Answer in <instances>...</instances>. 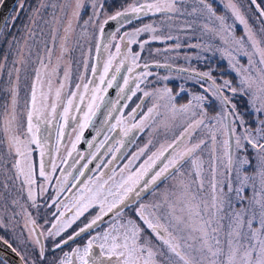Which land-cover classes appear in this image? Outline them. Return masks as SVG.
<instances>
[{"label": "rangeland", "instance_id": "374dc122", "mask_svg": "<svg viewBox=\"0 0 264 264\" xmlns=\"http://www.w3.org/2000/svg\"><path fill=\"white\" fill-rule=\"evenodd\" d=\"M94 2L97 0H82L84 6L79 10L80 14L77 17L75 15L77 0H17L14 6L23 5L20 20L13 23V30L9 31L7 19L0 32V44L2 43V51H0V237L11 242L21 256L30 263L34 261L36 264H53L55 261L52 257H47L45 260L35 259L32 248L35 238L30 225V220L33 219L42 228H49L56 223L53 204L55 197L46 195L47 186L45 187L44 180L34 170L37 182L34 186L35 201L29 198V187L22 183V177L17 178L18 173L14 165L19 157L11 145L10 138L12 135H19L23 140L27 136V112L31 88L38 68L41 69L42 79L45 81L44 91H47V76L44 74L40 61L43 59L45 64L49 63V50H51L49 70L52 66L59 64V79H63L64 71L70 68V78L64 83L68 88L74 89V86L80 82L79 77L81 75L86 77L90 70L103 21L116 11L128 7L133 0H103V11L98 8L94 10L92 7ZM204 4L211 5L215 16L207 12ZM230 4L236 6L240 15L247 21L255 40L259 42L261 48H264V30H262L264 22L248 0H204V3H201V0H176V12L168 15L149 13L131 20L120 28L119 32L115 29L114 33L119 37L124 32L131 33L145 25H151L155 31L141 33L137 37L138 43L129 45L126 52L129 49L133 53L139 52L138 63H170L199 73L208 72L218 85H222L225 80L230 81L232 87H236L238 92L234 97L228 91H225V95H229L236 103L237 110L244 114L245 126L255 129L257 121L264 119V114L256 113L252 105L253 100L256 106L264 104V68L259 64V55L252 48L251 41L247 39L245 26L235 18ZM94 11L98 12V18L93 16ZM217 16L225 17L227 24L232 26L231 35L220 29L219 21L215 18ZM69 23L71 29L67 31L65 45L60 52L65 29L68 28ZM153 36L160 39H153ZM241 37H244L245 41L243 48L236 43ZM116 42L118 41H112L109 45L111 52H115ZM140 43H144L143 49L140 48ZM245 52L251 55L253 63H249V56L245 55ZM107 55L108 53L105 52L102 62L107 59ZM85 60L88 62L87 71L84 69ZM148 72L150 77L143 81L149 83L148 87L152 93V99L148 103L153 109L151 113L148 111L151 127L150 142L156 135L162 137L163 141H159L156 147L158 151L161 145L166 146L172 143L194 119L201 118L200 109H195L197 115L193 117V109L185 112L181 111V108L189 104L193 96L204 94L201 86L208 88L209 84L205 80L186 73L155 69H150ZM244 78H248L250 85V87L245 85L249 93L247 95L240 94V82ZM13 84L15 107L12 101ZM57 87H59V81L54 76L53 89ZM166 89L170 90V96ZM37 94L39 97V85ZM208 95L211 96V92ZM212 99L215 100L214 97ZM204 107L208 114L204 118L208 127L189 129L191 135L183 142L180 149L183 151L185 147H191L201 141L205 142L193 153V158L203 161L201 178L204 181V187L200 188L192 161L187 159V162L171 178L152 193L154 198L151 201L145 200L139 204L147 208L146 214L153 222L158 219L161 224H168L173 216H184L186 219L189 205L201 202L211 203L213 155L217 157V179L224 181V213L229 211L228 202L239 210L241 207H248L254 195L251 184L242 193L245 197L242 202L234 191H228L225 177L229 174L225 167L227 156L223 145V141L227 140L226 129L217 121L209 119L220 111L219 102L215 101L210 107L205 102ZM12 114L15 116L14 121L10 119ZM6 126L8 131H5ZM209 128L217 137L214 153ZM243 133L244 127L235 125L232 155L234 161L246 155L251 164L245 167L242 174L256 175L259 165L255 151L249 145H245L246 152L234 147L236 137L242 136ZM31 160L33 163L32 155ZM231 177L233 188L238 187L235 171ZM39 186H43L45 191L39 192ZM257 191H259L258 184ZM192 197L195 199L193 200ZM134 209L114 216L105 231L114 223L120 224L132 219L143 229L141 242L150 241L154 249L166 251L152 230L136 217ZM224 223L226 224V221ZM157 259L162 260V257L158 256ZM0 264L5 263L0 260Z\"/></svg>", "mask_w": 264, "mask_h": 264}, {"label": "snow or ice", "instance_id": "6c2138e0", "mask_svg": "<svg viewBox=\"0 0 264 264\" xmlns=\"http://www.w3.org/2000/svg\"><path fill=\"white\" fill-rule=\"evenodd\" d=\"M204 3V0H201ZM251 3L259 10L260 5L257 4V0H251ZM82 0H77L75 15L79 17V10L83 8ZM232 8L235 18L245 26L247 32V39L251 41L252 48L255 53L259 55V64L264 65V48L259 46V42L255 40L254 34L251 29L248 28L247 21L240 15L239 10L234 4L229 5ZM93 9H99L103 11V0H97L92 5ZM207 12L213 16L215 13L211 5L204 4ZM177 11L176 0H133L128 7L116 11L113 15L108 16L100 27L101 40L104 38V25L110 22H116V32H119L120 28L131 22L132 18H140L146 16L149 13L168 15ZM260 15L264 16V10H260ZM93 16L98 18V12L94 11ZM219 21V26L222 31L228 35L232 34V26L227 24L225 17H215ZM91 20V18H90ZM88 23V22H86ZM71 29L69 23L68 28L65 31ZM264 30V29H262ZM154 32L155 29L151 25H145L142 28L136 29L134 32H124L122 35L115 33H109L111 40L103 44V51L107 52V59L102 62V70L96 64L91 67L92 78L85 82V77L81 75L79 77L80 82L76 84V90L64 93L65 84L64 81L70 78V68L64 71L63 79H59L60 65L52 66L51 64V50H49V63L45 64L43 59L40 61L44 74L47 76V91H44L45 81L42 79L41 69L38 68L35 74V80L31 88V98L29 102L27 112V136L22 140L19 135H12L10 138L11 145L13 146L16 155L19 159L16 160L14 168L17 170V178L22 177V183L29 187V198L35 201L34 186H36V174L34 166L31 160L33 152L32 145H35L37 149H40V163H39V176L47 182H51L53 174L56 172L58 165L54 160L49 158L47 161L44 159L46 152L45 147L48 145L49 138L52 135V131L55 130L58 147L56 151L59 153L60 149L66 146L67 136L65 129L71 127L70 122H75V127H72V131H79L75 137V142L72 143L71 149L68 151V159L73 157V153L76 151V145L81 140L83 130L89 127L97 113L101 111L102 106L107 108L105 113L104 125L106 127L101 129V132L115 133L119 129V132L127 137L133 129H139L141 124L135 123V112L140 108L138 104L136 108L132 110L130 115L131 123L128 122L123 116L116 119L115 123H110L112 119V113L119 111L117 105L121 100H130L132 96L136 95V91L140 90L139 82L135 85V90L129 87L131 83V77L137 76L139 81L148 73L136 74L135 69L140 67L138 63L140 59V53H133L129 49L127 52L122 50V44L125 48L128 45L138 43L137 37L143 32ZM171 39L172 37H168ZM66 39V37H65ZM153 39H160L153 36ZM112 41H118L114 44L115 52L109 50V45ZM244 37H241L236 41L241 48L244 47ZM147 43V42H144ZM144 43H140V48H144ZM179 47V45H177ZM66 50V49H65ZM102 50V44L97 43L96 51L100 53ZM245 55L249 56V63H253L251 55L245 52ZM231 56V53H229ZM147 67V65H144ZM84 69L88 70V62L84 61ZM124 70L129 75L123 76V84L121 85L117 81V77L120 76L121 70ZM17 71H19L17 69ZM193 75V74H190ZM201 79L205 77L210 81L209 87L204 89V94L193 96V100L189 104L182 106L181 111L187 112L189 109H193L192 116L195 117L197 112L195 109H200V119H194L192 123L181 133L179 137L173 140L168 145H161L157 152H153L144 161L143 164L135 172H130L127 177H121V182L116 185L117 189H124V194L120 195L119 191L113 192L111 188H105L108 183L107 180L104 183L99 184L98 187L92 188L89 186L92 178H88V182L79 181L78 177L73 176V169H75L74 160L72 165L68 168H60L61 177L56 179L58 185L56 196L53 199V204L58 205L57 211L59 217L56 223L51 225V229L48 231L49 237H59L68 228L72 226L81 216L84 215L89 209L98 207V214L83 227L79 228L73 235H69L67 239H63L54 245V249H59L63 245H66L69 241L74 240L94 228L98 222L102 221L108 213H113L114 216L120 215L119 205H122L127 199L128 193H135L139 195V191L136 189L140 185V181L148 175L149 171L155 168L158 161L164 159L167 163L156 171L150 178V180L144 182V187H149L151 184L156 183L161 177L169 172L170 169L179 170L187 159H191L195 168V176L199 182L201 189L204 187V181L201 178L203 169V161L199 158H193L195 153L204 141L199 144H194L191 147H185L183 151H180L181 145L184 140L191 135L189 129L199 128L201 126L208 127L205 124V117H207V111L204 107L207 102L210 107L215 101L219 102L220 111L214 117H209L210 120H215L228 131L229 139L223 141V145L226 149L225 155L227 156L226 170L229 174L225 179L227 180V187L229 192H235L239 200L242 202L245 197L242 193L246 187L251 184L253 189V197L249 201L248 207H241L236 210L231 202H228L229 211L223 212L225 204V193L223 191L224 181L217 179V157H212L211 167V203L201 202L195 205H189L187 211V218L184 216H173L172 221L168 224H161L157 219L153 222L152 219L146 215L145 206L141 205L137 210V217L147 225L149 229L155 234L156 238L161 242L162 246L166 248V251L154 249L150 241L141 242V233L143 229L132 219L123 221L120 224H115L103 233H97L92 238L88 239L83 247L77 246L72 252L65 253L63 259L58 261V264H264V119L257 121L255 129L250 126H245L244 114L237 110L236 103L229 95H225V91L231 93L234 97L238 89L232 87L231 82L228 80L223 81L222 85H218L215 80L211 78V74L208 72L196 73ZM56 77L59 81V87L53 89V77ZM241 95L249 94L245 88V85H249L248 78L241 80ZM38 85H39V97H38ZM116 86L118 88L117 97L115 101H109L106 99L108 89ZM83 89V91H81ZM169 93L170 90H165ZM130 92L131 95H126ZM211 92V96H209ZM63 93V96H62ZM145 96L149 93L144 92ZM215 98L213 100L212 98ZM171 98V97H170ZM51 100V103L49 101ZM66 100V102H65ZM194 101V103H193ZM15 90L13 94V107H15ZM254 111L258 114H264V104L256 106L255 100L252 101ZM125 107L127 105H124ZM58 107L61 111H58ZM149 113L153 109L148 110ZM75 113H83L82 116L77 117ZM147 119V117H144ZM12 120H15L13 115ZM61 121L63 123H61ZM10 124L11 122H7ZM235 125L243 126L244 133L242 136L236 137L234 147L240 151H245V145L251 146L256 153V160L258 161V170L256 175H245L242 171L246 166L251 164V161L245 155L244 158L234 161L232 155L233 143L232 135L235 133ZM8 127H5V131H8ZM211 133V140L213 143V152H215V144L217 137L215 132L209 128ZM101 133L98 132L97 135ZM187 134V135H186ZM114 140L112 135H104L103 139L98 141L99 147H96V151L91 154L92 160L97 158L102 148L109 145ZM119 146H109L105 149V154L119 152L123 147V141H116ZM90 147L94 145L90 143ZM147 147V146H145ZM145 149L133 156V159L129 161L125 168H130L135 160H138L143 155ZM47 155L51 157V151H48ZM77 159H83L82 156ZM116 156L113 155V160ZM68 160H61L62 164H67ZM88 163L81 165V168H87ZM112 161H108L111 164ZM235 164V167H234ZM51 167V172L47 171L48 167ZM100 165H97L99 168ZM107 167V165H105ZM124 169H121L123 172ZM235 171V181L238 183V187L233 188L231 174ZM101 176L104 174L101 173ZM113 175L115 170L113 169ZM79 176H84L83 171H79ZM69 177L75 183L69 181ZM111 179V177H110ZM131 185L125 188V185ZM257 184L259 185V191H257ZM83 185L82 187H80ZM80 187L79 195L75 197H68L65 200H60V195L65 191H71V189ZM39 192H44L45 188L39 186ZM106 193V194H105ZM112 196L113 200L109 201L108 197ZM194 200L195 197H192ZM71 205V207H69ZM63 208L64 210H60ZM72 209H75L74 213ZM115 210V211H114ZM183 211V209H182ZM66 213H71L69 218ZM226 221V224L224 223ZM254 224L256 225L254 227ZM33 232L35 233V222L33 221ZM36 234V244L39 245V255L44 257V245L40 240L41 233ZM3 238L0 237V240ZM7 244V241H3ZM12 248L13 252L16 249L8 244ZM98 249V253L94 251ZM19 256L20 254L17 253ZM162 257V260H158L157 257ZM23 264H28V261L24 256H20ZM32 264H35L33 261Z\"/></svg>", "mask_w": 264, "mask_h": 264}, {"label": "flooded vegetation", "instance_id": "af4514ba", "mask_svg": "<svg viewBox=\"0 0 264 264\" xmlns=\"http://www.w3.org/2000/svg\"><path fill=\"white\" fill-rule=\"evenodd\" d=\"M248 1L254 7V9L256 10L258 15L261 17V19L264 22V16L260 15V10H264V0H257V4L260 5L259 10L256 8L255 5L251 3V0H248ZM22 10H23V5L21 4L14 6L13 9L11 10L8 16V22H7L8 23L7 27L9 31L13 30V27H14L13 23L20 20V16L22 15ZM133 19L135 18H132L131 20ZM65 37L67 38V32L63 36L60 52L62 51L65 45V40H66ZM99 38H100V34L98 37V43H99ZM122 47H123V44H122ZM0 49H1L0 51H2V43L0 44ZM122 50L126 52L127 48H124ZM104 53L105 52L103 51V47L100 53H97V51L95 50L94 57H92V61H91V67L93 64H96L98 67H100V64L103 60ZM150 63H154V62H145L144 64L139 63L140 67L135 69L136 74L148 73V75H146L139 81L137 80V76L134 75L131 77V83L129 87L135 90V85L137 82H139L140 90L136 91V95L132 96L130 100L125 99V100L120 101V104L117 105V107L119 108V111L112 113V116L115 119H112L110 121V123H115L116 119H119L121 118V116H123V118H125L126 120H128L129 123H131L132 121L130 119V115L132 113V110L136 108V106L139 104L140 108L137 109V111L135 112V123L141 124V121H143L139 129H133L132 132L127 137H124L123 134L119 132V129L115 133L101 132V129L106 127V125H104L103 122L106 118L105 113L107 112V108L102 106L101 111L97 113L96 117L93 119L92 124L83 130V135L81 137V140L79 141V143H77L76 151L73 153V157L71 159H68V151L71 149L72 143L75 142V137L77 135V132L79 131V129H77V131H72V127H75V122H70L71 127L65 129V134L67 136L66 146L62 147L59 153L56 151L58 147L56 133H55V130L52 131V135L49 138L48 145L45 147L46 155L44 159L47 161L49 158H51L52 160L55 161L58 167H57L56 172L53 174V179L51 180V182H47L42 178L44 180L45 187L47 186L46 195L48 197L56 196V191L58 187L56 183V179L61 177L60 168H68L70 165H72L74 160L76 161V163H75V169H73V176L78 177L79 181L87 183L88 178L91 177L92 180L89 186L92 188H96L99 186V184H102L104 183L105 180H107L108 183L105 185L106 189L111 188L113 192L119 191L120 195L124 194V189H117L116 187V185L121 182V177L122 176L127 177L130 174V172H135L139 168V166L144 163V161L148 158V156H150L153 152H155L159 141H163L162 137L160 136L157 137L156 135L153 141L150 142V136H151L150 128L151 127L149 124L150 116L148 115V110L150 109V107L148 103H150L152 99V93L150 92V88L148 87L149 83L143 81L144 79H147L148 77H150V74L148 71L150 69H155L153 67L144 66ZM91 67H90V70L87 76L85 77V82L88 79L92 78ZM263 68H264V65H263ZM155 70H158V69H155ZM166 71H169V70H166ZM174 72H177V71H174ZM125 75H129V74L126 73L122 69L120 76L117 77V81L121 85L123 84L122 78ZM207 83L209 84V82ZM75 86H74V89H72V88H68L65 84L64 93L75 91L76 90ZM201 88L206 89L204 85H202ZM81 91H83V89H81ZM117 92H118V88L116 86H113V88L108 89L106 99L109 101L117 100L118 99ZM144 92L149 93V95L145 96ZM13 94H14V84L12 86V101H13ZM126 95H131V93L128 92L126 93ZM62 96H63V93H62ZM124 105H127V106L125 107ZM61 110L62 109L58 107V111H61ZM13 115L14 114L10 116V119L13 117ZM75 115H77V117H80L83 115V113H75ZM144 117H147V119H144ZM61 123L63 122L61 121ZM98 132H100L101 134L97 135ZM182 132L178 134V137L181 135ZM104 135H112L114 137V140L111 141L109 145H106L105 148L101 149L100 154L97 155V158L95 160H92L91 163H88V160L91 159V154L96 151V147H99L98 141L102 140ZM119 140L123 141V147L120 149V151L116 153L105 154V149L107 147L113 146V145L118 147L119 145L116 144V141H119ZM90 143L93 144L94 146L90 147L89 146ZM32 148H33V152H32L33 166H34V170L39 176V163L41 159L39 155L40 149H37L35 145H32ZM142 148L145 149L143 155H141L138 160H135L134 163L130 166V168H125V165H127L129 161L133 159V156L137 154ZM48 151H51V157L47 155ZM113 155L116 156L115 160H113ZM80 156H82L83 159H77ZM63 159L68 160L67 164L61 163V160ZM110 160L112 161V163L108 164V161ZM86 163H88L87 168H81V165L86 164ZM165 163H167V160L162 159L158 161L155 168L149 171L148 175L145 176L143 180L140 181V185L136 189V191H139L140 193L138 196L135 195L134 192L128 193V196L125 202L122 205H119L120 213L127 211V210H133L134 208H137V209H134L135 212L137 213V210L141 206L139 205L140 203H142L145 200L151 201L154 198L152 193L155 190H157L159 187H161V185L165 183L166 180L171 178L177 170L170 169L168 173H166L163 177L157 180L156 183L151 184L149 187H144V182L150 180L151 176L156 171H159V169L163 167ZM98 164L100 165L99 168H97ZM105 165H107V167H105ZM113 169L115 170V175H113ZM121 169H124V171L121 172ZM47 171L51 172L50 166L47 168ZM79 171H83L84 176H79ZM101 173H103L104 175L101 176L100 175ZM69 181L72 183H75V181L72 180V177H69ZM82 186L83 185H81L80 187ZM130 186H131L130 184L125 185V188L130 187ZM80 187L71 189V191L63 192L60 195L59 199L65 200L68 197H75L79 195ZM108 200L112 201L113 197L109 196ZM57 207L58 205H55V217L54 218L56 219V221L58 218L61 219V221H63V218L59 217V212L57 211ZM69 207H71V205H69ZM60 210H64V209L61 208ZM146 210L147 208H145V211ZM74 211L75 209H72L73 213ZM97 214H98V207H93L89 209L87 212L84 213L83 216H81L78 220H76V222L73 223L70 228L66 229L59 237H49L48 231L51 229V227L42 228L35 222L34 219L30 220L31 232L33 233L35 241L37 238L35 233H41L40 240L42 241L44 245V257L41 258V256L39 255V245H37L36 242L33 244L32 248H33V255L35 259L45 260L47 257H52L55 259L53 264H58V261L63 259L65 253L70 254L72 250L76 248L77 246L83 247L86 244L87 240L95 236L97 233H103L105 231V228L108 226L109 221L114 217L113 214L108 217L105 216L106 218L104 217L102 221L98 222V224L94 226L93 229L85 233H82L80 236L76 237L74 240L69 241L66 245H63L61 248L54 249L55 243L63 239H67L69 235H73L76 231L79 230V228L83 227L85 224L90 222ZM66 215H68L70 218L71 213H66ZM33 221L35 222V233L33 232ZM8 243L11 244L13 248H15L11 242H8ZM94 251L98 253L99 250L94 249ZM27 261H28V264H32L33 262L32 261L30 263L29 260Z\"/></svg>", "mask_w": 264, "mask_h": 264}, {"label": "water", "instance_id": "95a60500", "mask_svg": "<svg viewBox=\"0 0 264 264\" xmlns=\"http://www.w3.org/2000/svg\"><path fill=\"white\" fill-rule=\"evenodd\" d=\"M16 2L17 0H0V32L5 22L7 21L8 16L11 10L13 9L14 5L16 4ZM116 28H117L116 22H110L109 24L104 25L103 41L101 40V33H100V38H99V43L102 44V47L105 42L109 41V38H110L109 33H113ZM124 48L125 47L123 45L122 49ZM147 67H153L159 70L177 71V72L186 73L189 75L193 74L192 76L199 77L198 75H195L196 73H199V72L193 69L172 65L170 63H150V64H147ZM204 80L210 83L207 77H205ZM226 135H227V140H228L229 133L227 130H226ZM232 143L234 144L233 135H232ZM212 151H213V143H212ZM111 214L112 213H109L108 215H106V217L110 216ZM3 241L5 240L4 239L0 240V260L3 261L5 264H23V262L20 259V255L19 256L17 255L18 252L17 251L13 252L12 248L8 246L9 243L5 244Z\"/></svg>", "mask_w": 264, "mask_h": 264}]
</instances>
